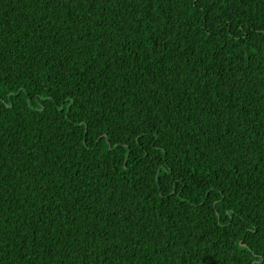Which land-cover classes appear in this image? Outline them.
Returning a JSON list of instances; mask_svg holds the SVG:
<instances>
[{
    "label": "trees",
    "instance_id": "16d2710c",
    "mask_svg": "<svg viewBox=\"0 0 264 264\" xmlns=\"http://www.w3.org/2000/svg\"><path fill=\"white\" fill-rule=\"evenodd\" d=\"M0 264H264V0H0Z\"/></svg>",
    "mask_w": 264,
    "mask_h": 264
}]
</instances>
